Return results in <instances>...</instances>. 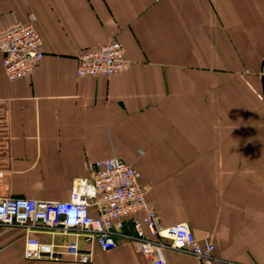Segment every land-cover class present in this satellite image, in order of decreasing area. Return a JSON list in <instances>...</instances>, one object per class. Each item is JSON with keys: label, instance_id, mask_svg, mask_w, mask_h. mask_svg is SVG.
Here are the masks:
<instances>
[{"label": "crops", "instance_id": "crops-1", "mask_svg": "<svg viewBox=\"0 0 264 264\" xmlns=\"http://www.w3.org/2000/svg\"><path fill=\"white\" fill-rule=\"evenodd\" d=\"M16 22L45 57L11 81L0 53V195L68 201L115 157L160 225L215 246L210 261L161 251L167 264H264V0H0V30ZM111 41L129 70L78 77L79 57ZM25 238L0 226V264H80L27 260ZM90 264L150 262L118 239Z\"/></svg>", "mask_w": 264, "mask_h": 264}, {"label": "built area", "instance_id": "built-area-1", "mask_svg": "<svg viewBox=\"0 0 264 264\" xmlns=\"http://www.w3.org/2000/svg\"><path fill=\"white\" fill-rule=\"evenodd\" d=\"M43 52V42L34 25L16 22L0 30V53L9 80L33 75L45 57ZM130 67L123 45L111 41L82 54L77 75L106 77ZM260 71L264 81V57ZM259 98L264 101V96ZM89 167L92 176L74 182L68 201L42 202L0 195V226L24 230V258L90 264L95 248L112 251L122 239L130 241L150 264H167L161 251L169 249L202 261L215 259V246L209 240L200 242L188 224L168 228L160 225L159 215L150 208L138 173L131 165L113 157L90 163ZM3 175L0 170V179ZM128 222L132 231H127ZM38 233L48 234L51 242L37 238ZM59 235L65 242L57 243Z\"/></svg>", "mask_w": 264, "mask_h": 264}, {"label": "bare ground", "instance_id": "bare-ground-1", "mask_svg": "<svg viewBox=\"0 0 264 264\" xmlns=\"http://www.w3.org/2000/svg\"><path fill=\"white\" fill-rule=\"evenodd\" d=\"M24 257H25V255H24Z\"/></svg>", "mask_w": 264, "mask_h": 264}]
</instances>
